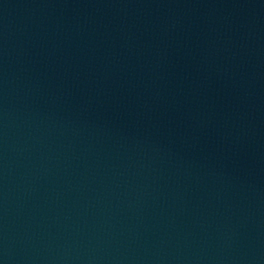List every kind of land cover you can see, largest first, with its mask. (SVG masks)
I'll return each mask as SVG.
<instances>
[{
  "label": "water",
  "instance_id": "95a60500",
  "mask_svg": "<svg viewBox=\"0 0 264 264\" xmlns=\"http://www.w3.org/2000/svg\"><path fill=\"white\" fill-rule=\"evenodd\" d=\"M0 264H264V0H0Z\"/></svg>",
  "mask_w": 264,
  "mask_h": 264
}]
</instances>
